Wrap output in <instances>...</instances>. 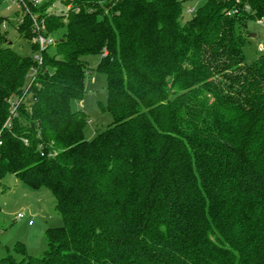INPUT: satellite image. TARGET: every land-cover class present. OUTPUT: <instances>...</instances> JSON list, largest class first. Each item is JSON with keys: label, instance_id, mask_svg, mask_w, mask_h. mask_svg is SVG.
I'll use <instances>...</instances> for the list:
<instances>
[{"label": "trees", "instance_id": "16d2710c", "mask_svg": "<svg viewBox=\"0 0 264 264\" xmlns=\"http://www.w3.org/2000/svg\"><path fill=\"white\" fill-rule=\"evenodd\" d=\"M61 1L30 87L0 16V180L47 189L62 221L41 257L0 264H264V53L243 54L264 0H205L184 25L178 0ZM92 55L112 122L87 140L70 103Z\"/></svg>", "mask_w": 264, "mask_h": 264}, {"label": "rangeland", "instance_id": "374dc122", "mask_svg": "<svg viewBox=\"0 0 264 264\" xmlns=\"http://www.w3.org/2000/svg\"><path fill=\"white\" fill-rule=\"evenodd\" d=\"M32 1L36 6L26 4L22 17L10 0H2L0 4V16L7 20L2 30L12 49L23 57L36 54L31 45V19L37 17V20H40L48 14L60 15L67 11L61 0ZM178 1L183 9L181 25H184L193 18L205 0ZM41 5H46L47 11L43 10L44 6ZM20 26L25 28L19 32ZM26 31L30 34L28 39L24 35ZM246 33L249 35V41L243 48V54L250 63L258 56V49L264 47V22L248 20ZM59 35L60 31H56L51 36L57 39ZM85 60L89 73L85 78L84 94L81 100L72 101L70 107L72 111H82L86 115L88 121L83 134L85 139L89 140L96 133L105 130L111 124L112 118L105 111L106 84L103 75L97 70L99 56L92 55ZM25 101H30V95H27ZM55 206V199L47 189L32 190L16 180L13 175H5L0 180V259L10 256L18 261L22 256L41 257L47 248L45 230L62 225ZM19 214L22 218L17 220ZM28 222H31V225H28Z\"/></svg>", "mask_w": 264, "mask_h": 264}, {"label": "built area", "instance_id": "2783aa9c", "mask_svg": "<svg viewBox=\"0 0 264 264\" xmlns=\"http://www.w3.org/2000/svg\"><path fill=\"white\" fill-rule=\"evenodd\" d=\"M10 2L14 5L16 12L20 15V17H22V14H24V8H26V4H27L26 0H10ZM30 2L32 3V5L36 6L35 4H33L32 0H30ZM190 13H192V11H190ZM44 22H45L44 18L40 20H37V17L31 19V29L33 32L31 43L35 45L38 50L36 54L32 56L33 66L30 67L28 71V75H27V86L28 87H30V85L34 82L37 72H38V67H40L43 63L41 53L53 47L57 41L50 34L47 33L44 27ZM2 28H4V25L2 26ZM258 52L264 53V47H260L258 49ZM103 55H106V53H103ZM17 105H18V102L16 103L15 106ZM15 106L12 108L13 110L15 109ZM8 121L5 123L6 124L5 126L8 125ZM24 143L26 142L24 141ZM16 218L17 220H20L22 218V215L19 214L17 215ZM28 225H31V222H28Z\"/></svg>", "mask_w": 264, "mask_h": 264}, {"label": "water", "instance_id": "95a60500", "mask_svg": "<svg viewBox=\"0 0 264 264\" xmlns=\"http://www.w3.org/2000/svg\"><path fill=\"white\" fill-rule=\"evenodd\" d=\"M252 37H253V35H252ZM56 43H57V41H56Z\"/></svg>", "mask_w": 264, "mask_h": 264}, {"label": "crops", "instance_id": "0c3cea01", "mask_svg": "<svg viewBox=\"0 0 264 264\" xmlns=\"http://www.w3.org/2000/svg\"><path fill=\"white\" fill-rule=\"evenodd\" d=\"M16 16V15H15Z\"/></svg>", "mask_w": 264, "mask_h": 264}]
</instances>
